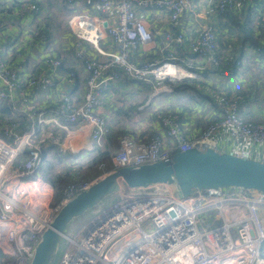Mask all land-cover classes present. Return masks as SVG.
Returning a JSON list of instances; mask_svg holds the SVG:
<instances>
[{"label":"built area","instance_id":"built-area-1","mask_svg":"<svg viewBox=\"0 0 264 264\" xmlns=\"http://www.w3.org/2000/svg\"><path fill=\"white\" fill-rule=\"evenodd\" d=\"M195 1L95 0L90 8L96 16H91L76 10L86 0H65L77 40L74 57L86 73V93L78 104L72 93L79 77L62 71L64 58L43 59L52 69L50 75L25 77L1 58L0 50V102L26 114L31 124L20 132L18 125L3 128L0 121V264H31L42 234L62 207L122 168L170 162L175 154L192 149L220 152V138L234 145L229 154L264 163V124L243 120L242 102L208 85L204 91L218 111L203 131L188 134L178 116L155 111L164 133L122 137L119 150L99 164L94 179L74 178L60 190L42 171L51 155L47 150L61 160L98 152L110 132L99 110L106 93L121 80L153 88L145 108L160 95L173 94L175 84L202 86L204 77L226 75L229 61L220 54L217 28L208 26L194 36L188 27L197 15ZM263 5L264 0H216L220 15L249 14L258 52L264 49ZM28 7L38 10L36 4ZM147 12L166 15L168 30L157 36L143 18ZM228 32L235 45L236 34ZM107 39L120 55L98 48ZM162 42L160 52L167 53L151 59L155 45ZM86 44L101 56L87 53ZM105 56L112 59L102 63ZM42 93L48 100L39 105ZM82 126L89 127L92 149L61 153L62 143ZM105 205L112 206L104 210ZM69 230L59 244L57 264H264V193L231 187L183 196L167 184L131 190L99 207L76 231Z\"/></svg>","mask_w":264,"mask_h":264},{"label":"crops","instance_id":"crops-1","mask_svg":"<svg viewBox=\"0 0 264 264\" xmlns=\"http://www.w3.org/2000/svg\"><path fill=\"white\" fill-rule=\"evenodd\" d=\"M0 0V49L3 54L8 53L11 55L12 65L18 68L27 77L31 75H50L52 69L46 67L44 60L41 57V51L47 45L46 42L36 39L33 43L29 44V34L25 28L20 25L25 22H33V15L37 14L30 10L28 6L36 4L38 11L48 15L47 9L53 6V3H58L63 10L70 12L63 0ZM86 9L92 10L90 7L95 3V0H86ZM197 15L193 19L188 27L193 31V35H198L204 28L208 26H214L220 34H223L224 30L230 25L229 15H220L217 11L216 0H196ZM96 5V3L94 4ZM46 9H44V8ZM264 8V5H263ZM51 12V11H49ZM71 14V13H70ZM70 17V16H69ZM149 27L153 28L157 36L165 33L169 28V19L166 15L159 12H147L144 17ZM19 22V23H18ZM7 24V25H5ZM20 24V25H19ZM58 27V26H57ZM52 26L47 25L45 31L54 34ZM45 36L46 34L43 33ZM73 34V33H72ZM54 36V35H53ZM48 36V37H53ZM76 39V35H68ZM5 40L10 41V45L5 43ZM223 36L219 37V46L223 48ZM24 44V45H23ZM103 44L108 49H115L112 41L107 39L103 41ZM23 45V47H22ZM51 46V45H49ZM225 46V45H224ZM163 47V43L155 45V50H160ZM227 47V46H225ZM235 45H233V48ZM56 55L63 58L65 56L62 51V47L56 45ZM257 44L254 42L253 37L248 35L242 38V41L237 44V47L232 51L231 55L236 56V66H231L230 69L224 73L219 74V77H204L203 82L205 85L200 86L199 83L185 85L175 90L173 94H162L156 99L151 101V104H147L145 108H141L150 99V95L153 92V88L150 86H140L137 83H130L126 79L121 80L114 86H112L104 97L100 113L107 118L109 129L111 134L116 137L111 138L109 133L107 140L100 149L109 150L111 153L119 150L120 139L126 135H132L136 139H143L147 137V132L150 135H160L164 133L163 128L158 123L155 111L161 112L164 115L172 113L178 116L182 123L183 131L188 134H195L206 129L212 120L216 119L217 107L212 104L206 95L204 89L210 85L212 89H218L226 92L230 98H236L241 101L240 116L245 121L256 122L264 124V110H259L255 103V99L264 98V50L263 52L257 51ZM91 47H86L85 51L91 54L93 50ZM37 51V56L33 51ZM65 50V49H64ZM66 51V50H65ZM167 52H159L155 57L151 59H159L163 54ZM221 53V52H220ZM64 55V56H63ZM184 53L177 51V56L182 57ZM242 59V68L238 69L237 65L239 60ZM240 64V63H239ZM65 71L76 72L79 77L77 89L73 91L72 96L75 103H80L86 93V73L83 67L78 65L74 59L73 54L66 55L64 58ZM237 73L231 82L232 73ZM200 86V87H199ZM66 90H64L65 92ZM234 94V95H233ZM48 100L46 93H42L36 103L41 105ZM153 103V105H152ZM5 105V109L0 111V121L2 127H11L13 124L18 125V131L24 132L31 127V124L25 119L26 114L21 111H16L7 102H0ZM167 113V114H165ZM64 121V120H63ZM77 127H72L76 129ZM111 139V140H110ZM219 151L220 153H229L234 149V145L224 138L219 139ZM92 149V144L89 139V127L82 126L78 129L67 141L62 143L60 152L68 153L69 151H81L85 152ZM99 149V150H100ZM98 150V151H99ZM56 151V150H55ZM56 153V152H55ZM52 158V153H50ZM57 155V153H56ZM58 156V155H57ZM68 159H62L61 161L66 163L72 159L70 163L77 158V156H68ZM81 162V161H79ZM77 162V163H79ZM42 171L49 175L48 171L43 166ZM91 177V176H90ZM93 177L89 180L94 179ZM87 221L80 223L79 227L84 225Z\"/></svg>","mask_w":264,"mask_h":264},{"label":"water","instance_id":"water-1","mask_svg":"<svg viewBox=\"0 0 264 264\" xmlns=\"http://www.w3.org/2000/svg\"><path fill=\"white\" fill-rule=\"evenodd\" d=\"M173 185L188 196L209 189L245 188L264 193V163L229 153L195 149L175 154L173 161L125 167L79 193L55 216L42 234L31 264H53L71 225L110 198L131 190ZM112 205H105L109 210Z\"/></svg>","mask_w":264,"mask_h":264},{"label":"rangeland","instance_id":"rangeland-1","mask_svg":"<svg viewBox=\"0 0 264 264\" xmlns=\"http://www.w3.org/2000/svg\"><path fill=\"white\" fill-rule=\"evenodd\" d=\"M29 1L30 0H28L27 2H29ZM63 3L66 5V7L68 9V6H67L65 0H63ZM31 5H33V4H31ZM85 7H86V4L79 5L76 10H77V12H80V13H85V14H88V15H91V16H96L95 14H93L94 10H88ZM68 10L70 12H68L66 10H63L61 8V6L58 3L55 2V3H53V6L52 7H50L49 9L46 10V11H48V15H46L43 12H41L40 10L39 11L36 10L34 12L37 13V14H34L33 15V22L37 20L35 23H32L31 24L29 22L28 23L25 22V23H22L21 25L20 24L19 25L22 28H25L26 31H27V33L29 34V36H30L29 37V44L33 43V41L36 40V39L42 40V41H44V42L47 43V45L45 46V48L41 51V57H40V59L42 58V60H43L45 58L46 59H56V58H58V55H56V50H58L56 48V45H58V46H61L62 47V51L63 52H66V53H64L65 56L63 55L64 56L63 58H65L66 55H68V54L69 55L73 54L74 61L78 65L82 66L81 64H79L75 60V57H74V46L76 45L77 40L74 38V36L72 34V30L70 29V26H69V23H68L69 20H70V18H71V16H72V11L70 9H68ZM0 11H1V8H0ZM49 11H51V12H49ZM5 25H7V24H5ZM47 25H50V26L54 27L53 28L54 34H53V32L50 33V32L45 31V28L47 27ZM43 33H45L46 36ZM51 35L52 36L54 35V36L53 37H48V36H51ZM68 35L73 36V40ZM222 36H223V42H224L223 45H225L228 42L231 43V44H233L232 43V40H231V34L228 32V27L224 30L223 34H220L219 33V37H222ZM5 43H8L10 45V41H8V40H5ZM23 45H22V47H23ZM49 45H51V46H49ZM87 46L92 48L91 50H93V53H96L95 52L96 50L93 48V45L92 44H86L84 47L86 48ZM98 48L100 50H102L103 52L108 53L110 55H112L114 53H116L117 55H120V53L115 50L116 48L115 49H108V48H106L104 46V44H103V41L98 43ZM232 51H233L232 46L230 48H227V47L224 46L222 48L220 54L223 57L224 56H227V58H225V57L224 58L227 59V60H230ZM1 52H2V57L1 58L4 61H11V59H12L11 58V55H9L8 53L3 54V51L2 50H1ZM159 52H160V50H156V54L155 53L154 54H151V56L152 57H155L157 55V53H159ZM33 53L37 56V51L36 50H34ZM88 53L90 55H92L93 57H99V56H101V55L98 56L97 53L93 55L89 51H88ZM111 59H112L111 56H105V58H102V60H103L102 63H108ZM237 67H238V69L242 68V59L239 60ZM62 71L63 72L65 71V66L64 65L62 66ZM236 74L237 73L234 72V73H232V75H230L231 76V79H230L231 82L233 81L234 76ZM87 78H88V74H87ZM241 96H236V97H240L241 101H243V98ZM255 103L257 104V107L260 108L259 110H264V98H261V97H260V99L256 98L255 99ZM261 120H264V118H262ZM145 135H147V137L148 136H152V135H150L149 132H147ZM115 153H117V151H114L111 154H115ZM66 159H68V158L66 157ZM71 160L72 159H70L67 163H70ZM80 163H82V162H80ZM55 165H56L55 166L56 169H54V172H51L50 173V176L51 177L52 176H58L60 173H62L65 170L63 168V166L60 165L59 163H55ZM78 165H79V163H78ZM78 165L76 167H74V170L77 171L79 169L78 168ZM98 166H97V169H98ZM112 200H114V197L108 199L107 201H105L99 207H102L104 204H106L108 202H111ZM98 208H96L95 210L87 213L82 218L76 220L72 224L69 232L70 231H74V230L76 231L77 228H80L79 227L80 226L79 224L85 222V220L88 222L92 218V216L94 215V213L98 210ZM62 243L64 244V242H62ZM61 246H62V244H61ZM60 256H61V251L58 250L57 251L56 258H55L53 264H57L58 260L60 259Z\"/></svg>","mask_w":264,"mask_h":264},{"label":"trees","instance_id":"trees-1","mask_svg":"<svg viewBox=\"0 0 264 264\" xmlns=\"http://www.w3.org/2000/svg\"><path fill=\"white\" fill-rule=\"evenodd\" d=\"M226 15L227 16L229 15L230 25H228V31L230 30L233 34H236V36H237L236 37L237 43L235 44V47L233 48V45L228 42L225 44V46H227V48H230L232 46V49L235 50L237 47V44H239L242 41V38L246 37L247 35L250 38L253 37L254 42L259 47V39H257L254 36L255 35L254 30H253L254 24L252 23V20H251L248 13L244 12L241 15H235V14L229 13ZM222 46L224 47V45H222ZM262 48H264V47H262ZM263 50L264 49H262L261 52H263ZM220 51H221V49H220ZM182 57H184V55ZM224 57L227 58V56H224ZM236 58H237L236 56L231 55L230 60H228L230 68H231V66H234V67L236 66V63H237ZM185 85H189V83H187ZM185 85H182L180 87H184ZM180 87L176 84L173 85V88H175V90L179 89ZM204 96L206 97V95H204ZM209 100H210V98H209ZM210 102L212 104H214L211 100H210ZM5 107H6L5 105L0 104V111L6 110ZM109 133L111 134V129H110ZM112 137H116V136L111 134V138ZM45 152H46L45 154L52 153V158L47 159L45 161V169L48 171L49 175L51 172H54V169H56L55 163H59L65 169L58 176H52L51 177L55 186L57 188H59L60 190L63 189L64 187H66L67 184H69L74 178H80V179H89L90 178L91 179L92 175H93V177L99 176L100 171L97 169V166L100 163L109 161L111 156L113 155V154H111V152L109 150L100 149L96 153L93 152V153H90L89 155H85L83 157L75 159L78 161H73V163H67V162L64 163L61 161L59 156L56 155L54 150H47ZM72 159L74 160V158H72ZM79 161H81L82 163H80ZM77 162H79V165ZM77 165H78L79 169L76 171V170H74V167H76Z\"/></svg>","mask_w":264,"mask_h":264}]
</instances>
